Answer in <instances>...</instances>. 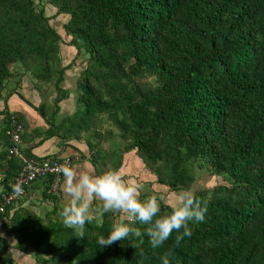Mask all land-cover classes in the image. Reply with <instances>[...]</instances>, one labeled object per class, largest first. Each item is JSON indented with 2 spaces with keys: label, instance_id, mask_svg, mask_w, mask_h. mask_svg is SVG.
<instances>
[{
  "label": "trees",
  "instance_id": "16d2710c",
  "mask_svg": "<svg viewBox=\"0 0 264 264\" xmlns=\"http://www.w3.org/2000/svg\"><path fill=\"white\" fill-rule=\"evenodd\" d=\"M47 3L68 16L62 26L70 44L88 55L70 125L53 123L46 104L39 108L50 135L87 138L96 152L120 137L113 156L104 154L136 150L167 194L192 190L204 174L227 180L193 190L207 213L179 245L174 233L155 250L147 236L100 248L96 240L109 234L113 213L87 225L82 239L58 217L34 239L11 205L0 219L17 224L18 247L74 264H162L165 253L170 264H264V0H0V92L18 64L56 87L58 106L68 66ZM20 166L0 153L6 189ZM45 181L55 203L49 219L60 191H50L51 176ZM8 246L0 237V247Z\"/></svg>",
  "mask_w": 264,
  "mask_h": 264
},
{
  "label": "crops",
  "instance_id": "0c3cea01",
  "mask_svg": "<svg viewBox=\"0 0 264 264\" xmlns=\"http://www.w3.org/2000/svg\"><path fill=\"white\" fill-rule=\"evenodd\" d=\"M62 44L71 48L73 47L72 51H74V49L77 51V48L70 44V40L68 41L64 38ZM65 49L66 47L63 48V50ZM61 61H64V59H61ZM73 62L76 63L72 60L66 62L64 66H68V68L75 66ZM86 65L83 67L85 68ZM80 69L82 68L80 67ZM12 70L15 71V75L7 80L0 92V153L6 151L10 144V133L9 131L7 134L5 132L9 126L7 122V113L17 112L25 121L22 123L26 128L21 147L22 150H26L31 156L37 159H43L48 157L79 155L80 159L75 162L73 167L89 171L93 174H101L106 170H119L122 165L128 166V161L133 160L135 162L134 167L138 169L134 171L135 174H129L126 177L134 179L132 176H135L144 183L145 189H143V192H150V194H152V192L148 190V183L141 180L143 178L140 177L141 172H144L146 177L149 173L146 171L148 169H146V164L142 161V158L137 154L136 150L123 152L114 159L108 157L109 154L103 153V158L104 156L106 157L103 159L99 157V153L102 152L101 149L96 152V148L90 146V142L87 138L82 137L81 139H76L73 137L69 139L60 137L58 134L50 135L48 133L47 130L51 128V123L46 121L45 117L40 113L39 108L43 104H46L49 117L51 120L55 121L53 123L63 128L70 125L68 120L78 108V91L77 89H71L65 80L66 75L67 79H70V76L73 75L74 72L71 73L70 70L65 71V79L61 83V86L64 87L65 90V96L59 101L57 106L55 100L59 92L53 84H42L35 81L30 74L23 72L21 66L18 64L13 65ZM104 144L105 147L103 150L106 151V143ZM118 144H121V142L119 141ZM118 144H115V146L117 147ZM115 146L113 145L111 148H108V152L111 153L112 147ZM95 155H97V157H95ZM6 174L7 169L1 168L0 194L6 189L3 184V179L6 177ZM154 190L157 192H164V189L157 190L156 186ZM27 191L28 193L10 208L11 216L21 210L33 211L38 215L44 216L55 208V203L48 197L49 188L45 180L42 182H33ZM65 203L66 199L62 185L57 204H59L61 208ZM58 217L60 218V216ZM4 220L5 219H0V231H2L0 232V237H6L9 241V246L7 248L0 247V264H49V258H51V256L39 257L34 251H24L19 248V234H14L15 241H12L10 237L6 236L5 231L2 229ZM51 263L57 264L56 262Z\"/></svg>",
  "mask_w": 264,
  "mask_h": 264
},
{
  "label": "clouds",
  "instance_id": "9594fccd",
  "mask_svg": "<svg viewBox=\"0 0 264 264\" xmlns=\"http://www.w3.org/2000/svg\"><path fill=\"white\" fill-rule=\"evenodd\" d=\"M63 192L66 203L60 212L62 223L72 229L75 236L84 238L87 225H99L106 213H113L108 235H100L97 246L109 247L116 242L147 236L153 250L161 248L173 237L179 243L190 236V223H201L207 213V202L185 189L167 197L150 196L141 199L144 183L127 178L120 170H106L101 174L61 166ZM162 205L169 211L162 212ZM135 247V245H133ZM143 257V252L140 253ZM162 264H170L168 253L162 256Z\"/></svg>",
  "mask_w": 264,
  "mask_h": 264
},
{
  "label": "rangeland",
  "instance_id": "374dc122",
  "mask_svg": "<svg viewBox=\"0 0 264 264\" xmlns=\"http://www.w3.org/2000/svg\"><path fill=\"white\" fill-rule=\"evenodd\" d=\"M56 10L57 9L53 8L50 4H48V3L46 4V12H47V14L50 17H52V20H51L52 24L56 28H58L59 32L63 35V39L65 38L66 40L69 41V40H71V37L66 33L65 29L62 26L68 20V16H65L63 14L57 15L56 14ZM64 47H66L65 50H63ZM61 48H62V50L60 51L59 56L61 57V59H64V61H62L63 65L66 62H70L72 60L76 62V63L73 62V65H75V66H72V67L67 69V70H70L71 73L74 72V74L70 76V79H67V75H66V80L65 81L69 84L71 89H73V90L77 89V91H78L79 78H80V75H81L82 71L84 70L83 66L87 64L88 55L84 51H82L80 53H77V51L75 49H74V51H72L73 47L71 48V47L65 46L64 44H61ZM80 67L82 69H80ZM92 140L97 142V139H92ZM120 140H121L120 137H115V138H111V139L106 140L105 141L106 147H107L106 151H108V148H111V146H113L114 143H118ZM104 147H105V144H101L100 148H99V149H101V151L103 153L105 152L103 150ZM112 150H113V147H112ZM102 152L99 154V157L103 156ZM108 153H109L110 156H113L110 152H108ZM134 164H135V162L133 160L128 161V164H127L128 166L122 165V167L119 170L122 171L123 173H125L126 176L129 175V174H135L134 171H136V169H138V168H135ZM146 169H147V167H146ZM137 171H139V170H137ZM146 171H148V173H149L148 176L146 177L144 175V172H141L140 173V177L141 178L143 177L141 180H144V182L146 181L148 183L149 191H151L153 195L167 197L168 195H170L172 193H177V192L173 191V192H170V193L167 194V193H164V192L155 191L154 190L155 186H156L157 190L164 189L165 191H167L168 188L166 186L162 185L161 183H158L156 174L152 173L149 170V168ZM132 177L134 179H137L135 176H132ZM226 180L227 179L225 177H223L222 175L213 177L210 174H204L201 179H198L197 182L194 183V185L192 187V191L193 190L202 189V188H213L217 183H221V182H224ZM58 206H59V204H58ZM61 210H62V207L61 208L59 207L57 209V212L52 215L53 217H51V215H50L49 219L46 218L47 214L42 216V215H38L37 213H34L33 211H23V210H21L19 212L20 213V218L19 219H20V222H22V221L27 222L28 221V224H26L27 226L25 225V227H26L25 229H28L29 227L34 229V232H31V234H29L28 237H32V238L35 239L36 235H38L39 233L40 234L44 233L45 230L42 229L43 225H45L46 223L48 224L49 221L52 220V219L54 221H57V219L59 218L58 216H60ZM35 217H37V219H35ZM60 218L62 219L61 216H60ZM8 220L9 219H5L4 220V222L2 224V226H3L2 229L5 231L6 236L10 237V239L12 241H15L14 240V238H15L14 234L17 235V233H14L13 229H14V227L17 226V224L16 223H12V222H7ZM5 222H7V223H5ZM5 228H6V230H5ZM0 232H2V231H0ZM32 233H35L36 235H32ZM30 235H32V236H30ZM51 262H54V263L56 262L57 264H74V261H64V260H62L61 262H58L56 257L49 258V264H52Z\"/></svg>",
  "mask_w": 264,
  "mask_h": 264
},
{
  "label": "built area",
  "instance_id": "2783aa9c",
  "mask_svg": "<svg viewBox=\"0 0 264 264\" xmlns=\"http://www.w3.org/2000/svg\"><path fill=\"white\" fill-rule=\"evenodd\" d=\"M8 123L10 144L7 148V157L18 158L21 166L12 181L11 188L4 189L0 194V213L6 212L9 206L23 198L28 192V187L36 180H46L51 176L50 191L58 193L64 182L61 166L73 167L80 159L79 155L37 159L22 150L26 128L21 121V115L12 112Z\"/></svg>",
  "mask_w": 264,
  "mask_h": 264
}]
</instances>
